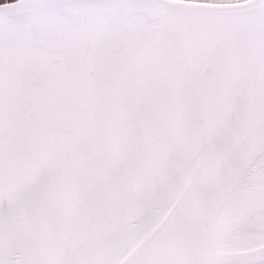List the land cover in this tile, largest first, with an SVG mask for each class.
<instances>
[{
    "label": "snow or ice",
    "instance_id": "6c2138e0",
    "mask_svg": "<svg viewBox=\"0 0 264 264\" xmlns=\"http://www.w3.org/2000/svg\"><path fill=\"white\" fill-rule=\"evenodd\" d=\"M0 264H264V0H3Z\"/></svg>",
    "mask_w": 264,
    "mask_h": 264
},
{
    "label": "trees",
    "instance_id": "16d2710c",
    "mask_svg": "<svg viewBox=\"0 0 264 264\" xmlns=\"http://www.w3.org/2000/svg\"><path fill=\"white\" fill-rule=\"evenodd\" d=\"M3 2V0H0V3H2Z\"/></svg>",
    "mask_w": 264,
    "mask_h": 264
}]
</instances>
